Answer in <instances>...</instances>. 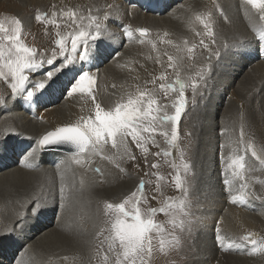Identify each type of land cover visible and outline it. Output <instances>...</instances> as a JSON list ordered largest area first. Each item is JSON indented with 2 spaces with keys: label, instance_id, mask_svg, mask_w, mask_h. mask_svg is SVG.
Masks as SVG:
<instances>
[{
  "label": "rangeland",
  "instance_id": "obj_1",
  "mask_svg": "<svg viewBox=\"0 0 264 264\" xmlns=\"http://www.w3.org/2000/svg\"><path fill=\"white\" fill-rule=\"evenodd\" d=\"M242 6L245 9L251 8L247 4H242ZM232 7V0H0V19H19L22 24V42L25 46L34 48L37 52V59L43 61L42 67L37 71L31 72L30 70H25V75L30 77L29 81L26 82V88L41 80H45V74L48 71H52L64 62V56L59 54V48L55 44V41L60 38L56 35L57 32L61 36L68 37L66 42L68 51L65 53V56L71 54V34L76 30V26L67 17H62L61 14L63 12L69 10L77 11L87 17L91 11V15L99 17L104 24L101 36L96 41H90L89 58L87 60H80L78 55H75L73 63L56 74L45 90H41L34 95L33 99H36L34 107L37 114L43 115L50 111L49 109L58 107V113L66 116L65 121L67 120L68 124L56 125L50 131H55L59 127L71 126L86 115V102L89 95L80 92L72 93V87L83 72L89 73L94 78L95 84L92 88V94L99 96L98 103L105 110L114 108L117 102L126 101L128 95L135 94L139 88L155 90L158 104L165 106L160 114L163 115L165 111L168 114H173L174 108L172 104L175 102L178 94L168 92L165 95V92L160 90L159 85L161 83L172 84L177 77V70L168 67V55L180 58L179 75L186 85V107L178 124L179 139L177 143L179 149L183 152L184 161L190 165V174L184 177L183 168L179 167L180 156L177 150L169 148L167 140L159 134V130L152 137L156 141V144H145L147 152L142 151L135 143L131 142V137L127 138V152H124L123 149L119 151L116 149L111 150L109 156L111 158L118 157V160L122 162L121 164H114L109 159H103L100 158V155L98 157L94 155V160L86 157L90 160V163L79 165L83 169L87 167L94 168L92 169L94 170L93 172H96L100 176L94 178L98 181L97 185L108 186L107 189L111 190L110 199L103 203L100 217L98 218L99 227L104 233L111 232V224L116 216L114 210L107 208L108 203L114 205L122 203L143 182V195L139 206L144 212L149 208L159 209L164 206L165 200H168L170 203L175 201L178 206L179 201L184 197L181 191L175 187L174 178L177 170L180 171L182 178L186 179L188 194L185 200V212L187 215H165L158 213L155 216V220L166 229V234L163 233V238L167 242L165 243V250L161 252L159 250V238L154 239L153 255L149 260V264H167L168 261L174 262L178 259H180L178 264H196V256L200 253L198 251H201L203 245L201 241L202 237L207 236L208 230H211L206 226L205 218L203 219L208 214L207 212L210 211V207H207L209 205L206 202L202 204V199L206 192V185L208 189V180L213 174H216V177H212L210 181L214 182L212 187H210L209 195L223 198L224 203L231 206V209H234V214L237 213L236 211H240L247 216L244 217V220L236 218L235 223H233V225H237L238 228L243 229L242 232L246 234H242L243 236L238 234L237 238L239 240L237 243L232 242L229 245L228 242H224V245L228 249H224L223 252L226 253L225 256L230 257L231 261H229V264H242V261H246L247 264H257L260 261V264H264V251H253L254 246L243 240V237L251 234V239H255L258 243H264V164H261L259 159L252 157L249 152L246 156L248 188L241 190L239 188L240 182L235 180L229 185H225L224 183L225 180H232L230 170H226L227 163L229 162L228 156L230 154H240L243 151L239 143L241 131L244 134V144L247 145L251 142L257 155L261 159H264V76L262 75L260 87L256 90L248 91L247 88L243 90L244 85L240 82L242 76L248 74L256 63H264V49L259 39L260 31H264V21L258 27L260 30L255 29L254 32V36L257 34L255 38L258 42V53L253 56L254 59L249 56H241L235 49L227 48L228 50H226V47L223 48L217 45L218 42L215 38L228 39L227 27L232 22L231 17L234 11L237 10V8L233 10ZM53 12L56 13V19L60 24L59 29L55 25L48 23L52 19ZM106 13L108 15L105 20ZM37 15L41 16V21L36 20ZM119 15L120 17H117ZM198 15L210 17L215 43H213V37L205 35V29L196 20V16ZM143 17H148V23H146ZM151 21L157 23H151ZM85 23H87L86 20ZM138 29H147L149 35L142 37L138 34ZM178 29H182L183 37L181 39H176ZM155 32L168 33V38L173 43L165 47H159V50L156 52L153 50L148 51L151 45L149 41L152 39L150 37ZM201 40L208 45L207 49L200 43ZM185 41L187 42L186 44ZM251 42L249 41L246 44H250ZM188 47L193 48L191 54L187 52ZM78 51H83V46ZM54 52L56 53L55 56H53ZM165 53L168 55H165ZM137 56L140 59L136 62ZM48 59H53L52 65L47 64ZM241 59L247 65L239 66ZM140 60H142L143 64ZM240 68L242 69L239 70ZM0 71H3L5 73L4 77H7L4 80L3 87L9 88V84L6 81H9L11 84L14 82L11 75L7 73V69ZM201 72L204 74L203 80H200L197 75V73ZM161 74H164L166 77L164 81L156 79ZM0 78L2 79V76ZM154 80L155 83H152ZM193 82L198 84L195 95H193L191 88V83ZM101 91L105 93L101 94ZM9 94L10 96H8ZM12 94V91L5 92V97L3 98L9 99L10 97H14L15 95ZM25 95L26 93L20 95L23 97L22 100L26 99ZM66 102L68 103L65 104ZM231 108L235 109V113H230ZM40 118L38 121L41 123L42 117ZM165 127L170 134L171 125L169 124ZM209 130L215 134L213 135V142H207L206 140L207 132H210ZM50 131L32 139L31 145H28L26 149L25 147L21 148V144H18V146H15L18 149L16 150L17 153L12 151V155L19 158L26 150L36 148L38 156L48 154L49 152L58 156L53 163L41 160L43 161L40 163L41 169L60 167L63 163L71 168H74V166L79 167L78 164L73 162L71 154L46 151L39 146L40 139ZM144 135L147 136L148 134L145 133ZM9 138H12L13 142L25 140L19 139V136H9ZM222 144L225 145L223 149H221ZM166 151H171V155L166 157L164 155ZM156 153H160V155H155ZM132 157L135 158L133 159ZM37 161L39 162L40 159H37ZM154 164L157 167L153 168L152 165ZM173 164L177 165V167H173ZM209 164L211 166L210 170L208 168ZM214 164L216 165L214 166ZM63 167L66 166L64 165ZM97 167L100 169L99 172L95 171ZM212 167H215L216 171H213ZM38 169L36 167V170ZM8 178L4 177V180ZM100 179L102 181L99 182ZM203 180H207V182ZM125 182L131 183L132 189L128 194L122 195L119 189H121L123 184H127ZM241 194L245 197L244 203L239 202L238 198ZM137 195H140V193L138 192ZM229 195H233V199L237 198V203H228ZM210 199L213 198L211 197ZM115 200L117 201L115 202ZM43 202L39 204L36 201L35 204L44 208L43 205L46 202ZM204 206H206L205 211L203 210ZM30 209L31 207H29ZM56 209L57 207L52 211L54 216L57 215ZM24 211H20L19 215H23ZM224 211L225 209L218 211L217 215L222 217ZM30 216L27 217L25 213L13 224L11 232L15 233L14 230L17 228L20 231L16 237L11 235L3 237L0 235V243L2 245L7 244L17 247L14 253H18V255L24 251L25 247L27 248L30 245L29 243L32 246L34 241L33 237L26 238L24 233V227L29 224V221H32L31 218L33 216ZM2 218L0 217V222ZM50 220V216L44 218L41 224H39L40 228H43L46 223H50ZM174 220H176V223H179L181 220L184 221L183 230L178 227L173 228L172 221ZM240 220L245 225L241 226L238 224ZM215 222L216 224L221 223L219 218ZM20 223H24V226L20 227ZM250 227L256 228L252 229ZM230 234H233L230 235L231 238L237 235L233 231ZM152 235L155 237L156 234L153 233ZM173 236L178 238V245L170 243ZM108 237L110 235L107 236V239ZM185 239L188 240L185 241ZM233 244H236V246L232 249ZM30 246L29 248H31ZM46 246L48 245L45 244L44 248ZM107 250L105 249L104 253H102L100 249H97L96 254L99 256L100 262L102 263L104 256L107 255L109 259L106 263L115 264V255L113 253L106 254ZM18 255L15 256L16 259ZM67 263L69 262L60 261V264ZM76 264H85V261L81 260L76 262ZM86 264H91L90 260Z\"/></svg>",
  "mask_w": 264,
  "mask_h": 264
},
{
  "label": "bare ground",
  "instance_id": "obj_2",
  "mask_svg": "<svg viewBox=\"0 0 264 264\" xmlns=\"http://www.w3.org/2000/svg\"><path fill=\"white\" fill-rule=\"evenodd\" d=\"M242 4H244L243 0H232V8L233 10L237 8V10L234 11L233 16L231 17L232 22H230L227 27L228 39L215 38V40L218 42H216L217 45L222 46L223 48L225 47V45H227V47L225 48L226 50L230 48L235 49V51L240 53L241 56H249L254 59L253 56L258 53V42L255 38L257 34L254 36V32L255 29H258V27H260V23L262 22V20H260V14L258 10L253 9L251 5H249L251 7L250 9H245ZM117 17H120V15ZM147 18L143 17V19L146 20V23H148ZM152 22L155 21H151V23ZM182 29L177 30L176 39H181V37H183L181 31ZM223 29L224 28L222 27V30ZM161 37H164V33L155 32L152 33L150 37L152 38L150 40L156 43L155 52L159 50V47H165L169 45L166 42L161 43ZM164 40L167 41L170 39L168 38V36H166L164 37ZM249 41L252 42L250 44H246ZM261 44L262 48L264 49V43L262 42ZM149 50H153L151 45L149 46L148 51ZM139 59L140 57L137 56V58L135 59L136 62L139 61ZM141 61L142 60H140V62ZM245 64L247 65V63H243L241 59V63L239 66L242 67L245 66ZM241 69L242 68H240L239 70ZM262 75L264 76V63H256L250 69V72L248 74H244V76H242V80L240 81L241 84L244 85L242 89L244 90L245 88H247V90L249 91L259 88ZM6 78L7 77L4 76H2V79L0 78V211L2 215H0V217H3L2 221L0 222V235H2L3 237L6 235L16 237L17 233H19L20 231H18L19 229L17 228L14 230L15 233L11 232L13 230V224L16 223L17 220L26 213L27 217H31L30 215H32L33 217L31 218L32 221L30 222L28 220L29 224L24 227V233L26 238L33 237L34 241L32 243V246H30L31 243H29L30 245H28L27 248L25 247L24 251L19 255L18 253H14L17 247H12L7 244L2 245L0 243V264H60V261H67L71 264H76V262H79L81 260L85 261V264L86 262L88 263L89 260L91 264H107L105 261H102V263L100 262V258L96 254V251L97 249H100L102 253H104L103 251L105 249H108L109 240L107 239V236L111 235V232L104 233L101 230V228L99 227L98 218L100 217V210L103 203L110 199L111 190L109 191L107 189L108 186L103 187L97 185L98 181L94 178L100 176H98L96 172H93L94 170L92 169L94 168H85V165V169L80 168L79 165V167L74 166V168H71L64 163L60 167H46L41 169L40 163L43 162L41 160H46L53 163L58 158L57 154L54 155L52 152H49L48 154L42 156H38V150L35 148L26 150L23 155L19 156V158L12 155V151L16 152V150H18L15 147L18 146V144H21V148L25 147L26 149L28 145H31L30 142L32 139L43 133H46L47 131L52 130L56 125H63L67 123V120L65 121V115H60L58 113V107L49 109L50 111L46 112L43 115L39 113L38 115L35 111L36 108L34 107V101L36 99H32L31 101H28L26 99L22 100L23 97L20 96L21 94H17L14 97H10L9 99L3 98L5 97V92L7 93L9 91H12L10 86L11 83L9 81H6V83L9 84V88L3 87V83H5L4 80H6ZM104 93V91H101V94ZM93 95L95 96L96 102H98L99 96L97 94ZM8 96H10V94ZM233 101L235 102V100ZM67 103L68 102H66L65 104ZM86 109V115L84 116V118L94 116L95 106L92 103L91 96H89V98L87 99ZM230 111L231 114L235 113L234 108H231ZM40 117H42L41 123L38 121L41 119ZM209 131L210 132H207L208 134L206 135V140L207 142H213V135L215 134L211 130ZM9 136H19V139L25 140H23L22 142H13L12 138H9ZM111 150H113V148L111 147L110 143L108 145H105L103 148V156L110 157L109 152H111ZM95 156L92 155L90 157H86L94 160ZM37 159H40V161L38 162ZM118 159V157L112 158L111 162H113L114 164H121L122 162ZM29 164L32 165V167L25 166ZM64 165L69 168L63 167ZM215 165L216 164H214V166ZM36 167L37 169H39L36 170ZM208 168L209 170L211 169L210 164ZM212 169L213 171H216L215 167H212ZM211 176L216 177V174H213ZM4 177L9 178L7 180H4ZM212 177H210L208 180V189L206 185V192L202 199V204L206 202L209 205L207 207H210V211L207 212L208 214L203 217V219L205 218L204 220L207 224L206 226H208V228L211 230H208L209 233L207 232V236L202 237V240L200 239L203 245L201 247V251H198L200 253L196 256V264H229V261H231L229 259L230 257L225 256L226 253L223 252L224 249H228L224 245V242H228L229 245L232 242H238V234L243 236L242 234H244L245 232H242L243 229L238 228V226L233 225V223H235L236 218L244 220V217L247 216L240 211H236L237 213L234 214V209H231V206L225 204L223 198L222 200L219 197H215V195H209L210 187H212L214 182H210ZM100 181H102V179H100L99 182ZM204 182H207V180ZM125 183L127 184H123V186L121 185L122 187L121 189H119L122 195L128 194L132 189V185H130L131 183ZM62 188L64 198H62ZM211 197L213 199H210ZM232 197L233 195L229 197L228 203L231 201V199H233ZM36 201H39V204L45 201L46 204L43 205L44 208L36 205ZM116 201L117 200H115V202ZM29 207H31L30 210ZM55 207H57V215L54 216V213H52V211ZM205 208L206 206H204V211ZM223 209H225V211L222 217H219L217 213L218 211H221ZM20 211H24V214L19 215ZM49 216L51 218L50 223H46L43 228H40L39 224H41L44 218H47ZM217 218L220 219L221 223L216 224L215 220ZM238 222V224H240L241 226L245 225L244 223H241V220ZM21 223L19 224V226L23 227L25 222L23 224ZM250 228L255 229L256 227ZM232 231L237 235L232 236L231 238L230 235L233 234L230 233ZM187 240L185 239V241ZM53 241L54 243H52ZM45 244H47L48 246L44 248ZM29 246L31 248H29ZM232 246L233 249L236 244H233ZM108 253L109 252L107 250L106 254ZM17 255L18 257L16 259L15 256ZM179 261L180 259L174 262L168 261L167 264H178ZM242 264H247V262L242 261ZM257 264H260V261H258Z\"/></svg>",
  "mask_w": 264,
  "mask_h": 264
},
{
  "label": "snow or ice",
  "instance_id": "obj_3",
  "mask_svg": "<svg viewBox=\"0 0 264 264\" xmlns=\"http://www.w3.org/2000/svg\"><path fill=\"white\" fill-rule=\"evenodd\" d=\"M243 3L251 5L253 9L258 10L260 20L264 21V0H243ZM61 15L62 17H67L76 26V30L71 34V54L65 56V53L68 51L66 43L68 37L61 36L57 32L56 35L60 38L55 41V44L59 48V54L64 56V62L52 71H48L45 74V80H41L27 88L26 82L29 81L30 77L25 75V70L35 72L42 67L43 61L37 59V52L34 48L27 47L22 42V24L19 19H0V70L7 69V73L11 75L14 81L10 85L13 95L26 93L25 98L31 101L35 94L41 90H45L49 86L56 74L74 62L75 55H78L80 60H87L89 58L90 41H96L101 36L104 30L103 22L99 17L91 15V11L87 17L72 10L63 12ZM107 15L106 13L105 20L107 19ZM36 20L41 21V16L37 15ZM85 20L87 23H85ZM196 20L205 29V35L213 37V43H215L210 17H201L198 15L196 16ZM48 23L55 25L57 29L60 28L55 12L52 13V19ZM137 31L142 37L149 35L147 29H138ZM166 36H168V33H164V37ZM164 37L160 38L161 43H173L171 40L165 41ZM259 39L261 42H264V31H260ZM149 42L151 43L153 51H155L156 43L154 41ZM200 43L207 49L208 45L203 40ZM81 46H83V51H78ZM187 52L191 54L193 48L188 47ZM55 55L56 53L54 52L53 56ZM165 55L168 54L165 53ZM217 55L219 54L217 53ZM179 59L168 55V67L177 70V77L172 84L161 83L159 85L160 90L164 91L165 95L168 92L178 94L175 102L172 104L174 108L173 114H168L166 111L163 115L160 114L165 106L158 104L157 98L155 97V90L139 88L135 94H129L126 101L122 100L121 102H117L114 108L105 110L100 103L96 102L95 96L92 94V88L95 84L94 78L89 73L83 72L79 75L76 84L72 87V93L80 92L91 96L92 103L95 106L94 116L87 118L81 117L78 122L71 126L59 127L55 131L48 132L40 139L39 146L41 148L53 145L68 146L73 150L71 153L73 162L82 165L84 163H90V160L86 158V154L87 157L101 155V158L111 160V157L103 156V148L109 143L113 149L117 151L123 149L124 152H127L128 137H131L132 142L138 148L147 152L145 144L152 143L155 145L156 141L152 137L159 130V134L167 140L169 148H175L177 150L180 156L179 167L183 168L184 177H186L190 174L191 168L184 161L183 152L179 149L177 143L179 139L178 124L186 107V85L180 79ZM47 64L52 65L53 59H48ZM4 75L5 73L0 71V76ZM197 75L200 80L204 79L203 72L197 73ZM156 79L164 81L166 77L164 74H161ZM152 83H155V80ZM197 87L198 84L196 82L191 83L193 95H195ZM169 124L171 125L170 134L165 127ZM145 133L148 135H144ZM243 136V131H241L239 143L243 149L242 153L230 154L228 156L229 162L227 163L226 170H230L232 180H225L224 183L225 185H229L233 180L239 181V188L246 190L249 186L246 175L248 171L247 154L250 152L252 157L260 160L261 164H264V159H261L257 155L251 142L247 145L244 144ZM224 147L225 145L222 144L221 149ZM155 155H160V153H156ZM164 155L166 157L170 156L171 151L164 152ZM132 158L134 159L135 157ZM25 166L32 167L30 164ZM152 167L155 168L157 165L154 164ZM173 167H177V165L173 164ZM95 171L99 172L100 169L97 168ZM174 183L176 189L180 190L184 197L179 201L178 206L175 201L170 203L168 200H165L164 206L159 209L149 208L144 212L139 206L143 195V182L122 203L116 205L111 203L107 204V208L114 210L116 213L115 219L111 224V235L108 237V252L115 255V264H149V260L153 255V241L156 238H159V250L161 252L165 250L166 241L163 238V233H165L166 229L155 220V216L158 213L165 215H187L185 212V200L188 194V187L186 179L182 178L179 170H177ZM138 192L140 195H137ZM61 193L62 198H64L63 188L61 189ZM238 199L240 203L245 202L243 194ZM230 202L235 204L237 203V199H232ZM172 226L174 229L178 227L183 230L184 221L181 220L179 223H176L174 220L172 221ZM153 233L156 234L155 237L152 235ZM243 240L254 246L253 251H264V243H258L255 239H251V234L243 237ZM170 243L172 245H178L179 240L173 236ZM108 259V256L105 255L104 261L107 262Z\"/></svg>",
  "mask_w": 264,
  "mask_h": 264
},
{
  "label": "water",
  "instance_id": "obj_4",
  "mask_svg": "<svg viewBox=\"0 0 264 264\" xmlns=\"http://www.w3.org/2000/svg\"><path fill=\"white\" fill-rule=\"evenodd\" d=\"M138 34L140 35L139 32H138ZM43 149L46 150V151H57V152H61V153H64V154H71L72 151H73L72 149H70L68 146H65V145H60V146H56V145L47 146V147H44Z\"/></svg>",
  "mask_w": 264,
  "mask_h": 264
}]
</instances>
